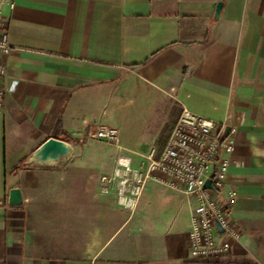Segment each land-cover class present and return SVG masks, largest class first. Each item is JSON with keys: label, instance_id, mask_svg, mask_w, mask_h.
Segmentation results:
<instances>
[{"label": "crops", "instance_id": "obj_1", "mask_svg": "<svg viewBox=\"0 0 264 264\" xmlns=\"http://www.w3.org/2000/svg\"><path fill=\"white\" fill-rule=\"evenodd\" d=\"M4 17L14 91L0 117V264H264V0H17ZM124 77L126 95L140 85L138 105L159 107L146 136L118 105ZM182 108L225 125L234 146L218 200L241 238L217 263L188 257L193 201L154 183L132 211L114 188L101 194L118 158L133 168L163 148ZM98 127L118 130L115 157L73 160ZM48 140L68 157L40 164ZM13 189L21 208L8 206Z\"/></svg>", "mask_w": 264, "mask_h": 264}, {"label": "built area", "instance_id": "obj_2", "mask_svg": "<svg viewBox=\"0 0 264 264\" xmlns=\"http://www.w3.org/2000/svg\"><path fill=\"white\" fill-rule=\"evenodd\" d=\"M17 0H0V117L5 98L14 90L5 84L6 60L12 49L8 43L4 13H12ZM225 125L217 124L190 113L185 108L174 124L162 150L153 148L143 164L133 169L128 159L118 158L112 178L101 181V194L115 189L117 203L132 211L148 183L179 194L194 202L189 215L190 231L187 252L196 263H217L227 257L241 235L229 218L228 207L218 196L228 180L230 157L234 146L224 137ZM92 141L107 148L118 147L119 132L111 127H98ZM210 189H206V183ZM231 203L234 195L230 194Z\"/></svg>", "mask_w": 264, "mask_h": 264}, {"label": "rangeland", "instance_id": "obj_3", "mask_svg": "<svg viewBox=\"0 0 264 264\" xmlns=\"http://www.w3.org/2000/svg\"><path fill=\"white\" fill-rule=\"evenodd\" d=\"M121 80H127L126 77L120 79L117 83V92L119 94V101L118 105L122 108H125L126 111L131 110L138 112L137 119L134 122V128H136L137 133L140 135L146 136L150 128L154 123L157 121L158 113H159V107L158 105L154 104L155 103V98H149L144 105L139 106L138 105V94H145L147 95V88H144L143 90L142 87L139 85L136 87V92H135V97H131L129 95H126V90L124 89V85H122ZM127 94H129L127 92ZM120 108V109H122ZM124 110V109H123ZM108 124V123H104ZM110 125V124H108ZM153 146H150L147 149V152L145 155L148 154L150 149ZM72 153V159H77L78 157L81 156H88V157H93V155H98L102 157H111L114 158L116 155V152L110 148H107L101 144H95L93 142L85 141L80 147H71ZM132 160V165L134 169L139 168V166L143 163V161L131 157ZM76 162V160H75ZM155 186L153 184H148L147 189L149 188H154Z\"/></svg>", "mask_w": 264, "mask_h": 264}, {"label": "water", "instance_id": "obj_4", "mask_svg": "<svg viewBox=\"0 0 264 264\" xmlns=\"http://www.w3.org/2000/svg\"><path fill=\"white\" fill-rule=\"evenodd\" d=\"M222 5L219 4L216 7L215 17L216 19L219 17V13L221 11ZM230 134V129H225L224 137L227 138ZM70 154V149L64 143L56 141V140H48L44 143L39 151L35 155V159L40 164L49 165L52 163L59 162ZM206 189H210V183L207 182L205 185ZM8 206L10 208L18 209L23 206L21 193L17 189H13L9 192L8 195Z\"/></svg>", "mask_w": 264, "mask_h": 264}, {"label": "trees", "instance_id": "obj_5", "mask_svg": "<svg viewBox=\"0 0 264 264\" xmlns=\"http://www.w3.org/2000/svg\"><path fill=\"white\" fill-rule=\"evenodd\" d=\"M219 14H220V13H219ZM161 150H162V148L158 150L157 155H158V153H160Z\"/></svg>", "mask_w": 264, "mask_h": 264}]
</instances>
